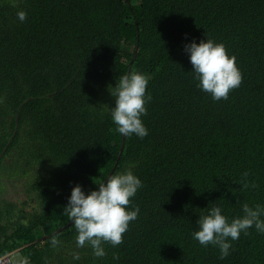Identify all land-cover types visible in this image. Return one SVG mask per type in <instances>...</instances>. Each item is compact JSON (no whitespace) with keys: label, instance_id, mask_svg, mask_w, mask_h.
Listing matches in <instances>:
<instances>
[{"label":"trees","instance_id":"1","mask_svg":"<svg viewBox=\"0 0 264 264\" xmlns=\"http://www.w3.org/2000/svg\"><path fill=\"white\" fill-rule=\"evenodd\" d=\"M206 36L242 73L227 100L190 72L184 45ZM131 71L150 77L143 139L93 108L114 107L108 86ZM125 167L143 183L129 206L140 211L96 258L77 247L63 207L76 184L89 192ZM16 176L28 180L22 207L1 195V179ZM213 203L229 220L264 204V0H0V257L24 248L28 264H264L254 228L223 260L192 238Z\"/></svg>","mask_w":264,"mask_h":264},{"label":"clouds","instance_id":"2","mask_svg":"<svg viewBox=\"0 0 264 264\" xmlns=\"http://www.w3.org/2000/svg\"><path fill=\"white\" fill-rule=\"evenodd\" d=\"M17 18L23 22L27 19V13L20 10ZM184 51L192 65L190 72L197 81V87L214 101L227 100L229 93L241 85L243 77L236 57L228 54L223 43L206 36L199 43L195 39L186 43ZM149 79L148 75L140 71L121 75L114 87L108 86L115 101L114 107L102 104L99 108H93L101 115L106 112L120 135H135L143 139L149 134L142 120L147 114L145 105L151 100V96L146 94ZM248 176V172L243 173L240 183L242 188L250 186ZM97 185L98 188L89 192H85L79 184L73 186L63 212L74 225L77 247L87 245L91 247L94 257L102 258L107 255L104 245L116 247L122 244L123 234L127 232L130 222L137 219L140 209L129 206L143 183L131 167H125ZM204 209L206 211L196 221L197 228L192 238L203 247H217L221 260L230 255L232 242L238 240L241 234L247 235L254 228L258 234L264 235V204L250 206L245 203L242 205V215L231 220L215 203ZM52 243L56 245L58 241L53 239ZM18 255L9 257L16 258ZM73 260L78 262L79 255H74ZM118 260L119 257L114 255L113 261ZM22 264H28L27 258Z\"/></svg>","mask_w":264,"mask_h":264},{"label":"flooded vegetation","instance_id":"3","mask_svg":"<svg viewBox=\"0 0 264 264\" xmlns=\"http://www.w3.org/2000/svg\"><path fill=\"white\" fill-rule=\"evenodd\" d=\"M1 180L3 182H6L5 191H3L1 195L4 196L6 200L12 201L16 203L19 207H22L23 202L26 201L25 199L26 195L24 194V198L19 197V195L25 193V188H26L25 185L28 182V180L26 178H22L19 176H16V178L12 179L14 180L13 182H11L10 179H6V180L1 179ZM18 256L21 261L25 259V256H23L22 253L19 254ZM18 256L16 258H18Z\"/></svg>","mask_w":264,"mask_h":264},{"label":"built area","instance_id":"4","mask_svg":"<svg viewBox=\"0 0 264 264\" xmlns=\"http://www.w3.org/2000/svg\"><path fill=\"white\" fill-rule=\"evenodd\" d=\"M0 264H22V261L19 258L8 257L0 261Z\"/></svg>","mask_w":264,"mask_h":264},{"label":"water","instance_id":"5","mask_svg":"<svg viewBox=\"0 0 264 264\" xmlns=\"http://www.w3.org/2000/svg\"><path fill=\"white\" fill-rule=\"evenodd\" d=\"M19 197L24 198V193L19 195ZM21 198H19V199H21ZM23 249L24 248H19V249L14 250L13 252H10V253L4 255L3 257L0 258V261H2L3 259H5V258H7L9 256H14V255L22 253Z\"/></svg>","mask_w":264,"mask_h":264}]
</instances>
